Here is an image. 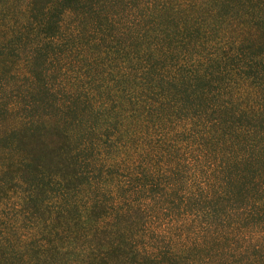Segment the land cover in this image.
Wrapping results in <instances>:
<instances>
[{
    "label": "trees",
    "instance_id": "1",
    "mask_svg": "<svg viewBox=\"0 0 264 264\" xmlns=\"http://www.w3.org/2000/svg\"><path fill=\"white\" fill-rule=\"evenodd\" d=\"M0 264H264V0H0Z\"/></svg>",
    "mask_w": 264,
    "mask_h": 264
}]
</instances>
